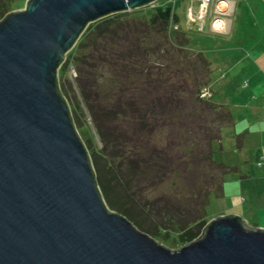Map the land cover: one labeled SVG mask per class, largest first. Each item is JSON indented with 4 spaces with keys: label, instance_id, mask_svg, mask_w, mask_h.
I'll return each mask as SVG.
<instances>
[{
    "label": "water",
    "instance_id": "95a60500",
    "mask_svg": "<svg viewBox=\"0 0 264 264\" xmlns=\"http://www.w3.org/2000/svg\"><path fill=\"white\" fill-rule=\"evenodd\" d=\"M155 1L25 0L0 20V264H264L238 214L170 249L101 195L58 70L89 24Z\"/></svg>",
    "mask_w": 264,
    "mask_h": 264
},
{
    "label": "rangeland",
    "instance_id": "374dc122",
    "mask_svg": "<svg viewBox=\"0 0 264 264\" xmlns=\"http://www.w3.org/2000/svg\"><path fill=\"white\" fill-rule=\"evenodd\" d=\"M171 1L156 0L154 4L125 11L116 22L123 29L119 35L127 32L130 39L146 37L139 41L144 60L134 70L129 69L121 76L119 66L113 72L106 62L97 60L96 68L86 70L94 56L104 53L93 44L91 39L95 40L96 35L91 34L74 52L72 62L58 74V83L88 151L107 207L124 215L158 242L177 249L190 242L188 230L184 229L190 227L199 233L198 238L208 221L221 215L239 214L249 227L264 229V93L260 92L264 90V54L258 49L264 39V0H233L232 14L225 17L227 24L222 33L211 32L208 19L202 32L187 24L188 9L192 8L195 14L197 1L179 0L177 4ZM22 3L13 4L11 11L22 8ZM160 5H173L180 30L188 39L187 49L201 52L209 61V82L204 86L210 102H206L223 104L232 114L234 125L223 127L220 139L211 143L212 161L231 168L222 175L221 185L217 169L212 168L206 157L208 145L199 142L200 121L194 123V130L183 128L184 108L180 103H171L172 115L161 116L150 132L140 126L136 117L130 118L131 122L119 119L116 125L124 135L116 140L108 137L105 143L80 98L76 80L79 68L72 65L80 57L85 58V62L78 63L83 65V78L91 81L89 75L95 73L100 95L116 89L121 82L131 89L147 91V78L158 76L154 69L152 74H147V69L143 74L140 72V66L147 64L144 29L154 7ZM4 16L5 13H0V20ZM173 29L175 26H171ZM154 39L162 45L163 36L156 34ZM157 57L154 55L152 61ZM167 75L165 71L164 76ZM145 118H141L144 123L152 120L150 116L147 121ZM104 123L110 125L107 119ZM115 134L111 130L109 135Z\"/></svg>",
    "mask_w": 264,
    "mask_h": 264
},
{
    "label": "trees",
    "instance_id": "16d2710c",
    "mask_svg": "<svg viewBox=\"0 0 264 264\" xmlns=\"http://www.w3.org/2000/svg\"><path fill=\"white\" fill-rule=\"evenodd\" d=\"M178 1L173 0L171 2H173L172 4H177ZM21 2L24 4L25 0H0V13H5L6 15L11 11L10 8L13 4L18 5ZM121 13L123 12L98 19L83 31L75 46L66 54L64 61L60 65L58 70L59 76L62 70H64V66L67 67L72 62L74 52L87 42L91 34L96 35L95 40L91 39L93 40V44L99 46L100 50L102 49L104 53L100 52L98 57L94 56L92 61L89 62L88 67H86V70H89L92 66L96 68L98 64L95 61L97 60L98 62H106L113 72H117V69L115 71L114 68L119 66L118 72L122 76L126 75L129 69L134 70V66L139 65V61L143 62L144 54L139 47V41H143L141 38L146 37L136 36V38L130 39L127 32L119 35L118 32L123 29L116 22L121 18ZM173 24L178 27L171 30L170 26ZM144 32L147 36V64H142L140 66L141 71H138L142 72L147 69V74H152L151 71L154 69L158 76L156 79L147 78V85H145L147 86V91L144 88L138 89L134 87L131 89V86L124 85L121 82L116 89H113L109 93L101 94L102 99L99 91L96 89V85L99 83L98 76L95 73L89 75L93 78L91 81L87 80L86 77L83 78V65H78V63L80 60L85 62V58L80 57L75 59L72 65H77L79 68L78 76L76 77L78 81L77 88L79 89L78 92L85 111L88 112L94 121L97 134L106 143L112 137L116 140L119 135H124L122 133L123 130L119 129L116 125L119 123L117 122L119 119L131 122L130 118L136 117V121H140V126L147 127L150 132L153 131L156 124L158 125L161 116L170 117L172 115L173 109L171 110L170 108L171 103H180L184 108V117L181 122L183 128L189 131L194 130L196 125L194 123L200 121L198 130L202 133V136L199 142L208 145L206 157L209 163L211 162L212 168L215 167L217 169L221 185L222 175L231 170V168L223 163L212 161L211 143L214 140L220 139L223 127L233 125L234 123L232 114L226 106L209 103L208 99L210 97H203L201 95V91L206 89L204 85L209 82L210 64L208 59L201 52L193 51L192 49L190 51V48L187 49L188 39L185 33L180 30L178 16L174 12L173 5L155 6L153 16L147 22V29L145 28ZM156 34H160V37L163 36L162 45H158L159 41H155L154 36ZM98 39H100V42L97 43ZM107 43L109 44L104 46ZM154 55L158 56L155 59L156 61H152ZM165 71L168 74L167 76H164ZM88 73L89 71H87ZM247 86L246 82L245 87ZM145 92H147V96ZM60 93L63 95L61 90ZM206 100L209 102H206ZM99 103L103 104L100 105ZM144 116L146 118L150 116L152 120L144 123L141 120ZM71 118L76 127L72 112ZM103 118L105 121L107 119L110 125L106 123L102 125L104 122ZM111 130L116 132L115 136L109 135ZM93 159L97 162L96 156ZM125 184L128 185L129 182L125 181ZM189 228L184 230H188V232L186 231L187 239L191 241L199 233L196 234Z\"/></svg>",
    "mask_w": 264,
    "mask_h": 264
},
{
    "label": "built area",
    "instance_id": "2783aa9c",
    "mask_svg": "<svg viewBox=\"0 0 264 264\" xmlns=\"http://www.w3.org/2000/svg\"><path fill=\"white\" fill-rule=\"evenodd\" d=\"M197 1L199 7L195 14L192 13V8L188 9L187 24L193 26L198 31L204 29V23L206 19L209 20L211 32L222 33L225 25L227 24L226 16L232 14L233 0H190ZM171 26H178L173 24ZM170 26V27H171ZM207 90L201 91L203 97L206 96Z\"/></svg>",
    "mask_w": 264,
    "mask_h": 264
},
{
    "label": "crops",
    "instance_id": "0c3cea01",
    "mask_svg": "<svg viewBox=\"0 0 264 264\" xmlns=\"http://www.w3.org/2000/svg\"><path fill=\"white\" fill-rule=\"evenodd\" d=\"M256 38H257V37H256ZM253 40H254V39H253ZM255 40H257V39H255ZM263 41H264V39H263ZM263 41H262V43H261L262 45H260V44L258 43V44H259V47H258L259 52H260V53L263 52L262 54H264V42H263ZM260 80H261V79H260ZM260 80H259V81H260ZM261 82H263V80H261ZM263 89H264V86H263ZM260 92L264 93V90H262V91H260ZM233 125H234V124H233ZM233 125H232V126H233ZM232 126H231V127H232ZM238 215H239V214H238Z\"/></svg>",
    "mask_w": 264,
    "mask_h": 264
}]
</instances>
